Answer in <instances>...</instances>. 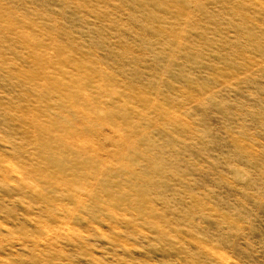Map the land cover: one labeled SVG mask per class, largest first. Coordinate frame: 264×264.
Listing matches in <instances>:
<instances>
[{
  "label": "rangeland",
  "instance_id": "1",
  "mask_svg": "<svg viewBox=\"0 0 264 264\" xmlns=\"http://www.w3.org/2000/svg\"><path fill=\"white\" fill-rule=\"evenodd\" d=\"M0 264H264V0H0Z\"/></svg>",
  "mask_w": 264,
  "mask_h": 264
}]
</instances>
